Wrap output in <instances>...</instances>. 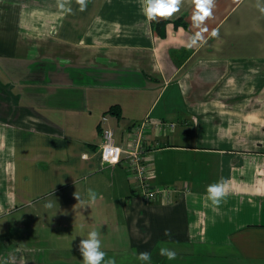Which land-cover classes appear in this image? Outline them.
Masks as SVG:
<instances>
[{"label":"crops","instance_id":"obj_1","mask_svg":"<svg viewBox=\"0 0 264 264\" xmlns=\"http://www.w3.org/2000/svg\"><path fill=\"white\" fill-rule=\"evenodd\" d=\"M66 7L0 0V264H83L77 246L91 230L116 264H142L143 251L150 264H264V16L254 0H215L207 42L192 47L190 0L159 22L142 0ZM145 119L150 183L174 189L171 201L144 196L125 153L100 159L104 125L128 148ZM221 180L229 195L214 210L206 187Z\"/></svg>","mask_w":264,"mask_h":264},{"label":"clouds","instance_id":"obj_2","mask_svg":"<svg viewBox=\"0 0 264 264\" xmlns=\"http://www.w3.org/2000/svg\"><path fill=\"white\" fill-rule=\"evenodd\" d=\"M75 2L79 5L80 11L86 10L88 0H75ZM190 2L194 6L192 27L198 29V31H195L189 38L188 47L207 42L204 34L208 32V28L202 27V25L212 17L215 8V0H190ZM237 2L239 3L240 0H237ZM69 3L70 0H57V5L61 10L71 13L72 8L66 7ZM183 3L184 0H142V12L147 20L159 22L158 18H169L178 13ZM254 7L264 16V0H254ZM211 35L213 37L218 36V32L213 30ZM74 195L77 200L80 199L79 195ZM95 195V192L89 189V196L92 199H95ZM228 195L229 191L222 180L206 187L205 199L211 202L214 210H218L219 205ZM164 235L170 236V230L165 229ZM77 251L82 257L83 264H116L114 258L105 260L106 253L101 250V240L99 239V232L96 230L89 231L86 239L79 240ZM159 255L166 257L168 260H173L177 254L167 247H161ZM137 258L142 264H150L151 253L148 251L139 252Z\"/></svg>","mask_w":264,"mask_h":264},{"label":"built area","instance_id":"obj_3","mask_svg":"<svg viewBox=\"0 0 264 264\" xmlns=\"http://www.w3.org/2000/svg\"><path fill=\"white\" fill-rule=\"evenodd\" d=\"M106 120V116L101 118L102 123H105ZM149 124H151V121L145 119L133 128L130 134L131 139L128 148L118 145L115 141L114 130L110 126L104 125L101 131L103 139L100 159L106 164L114 165L120 161L122 154L125 153L131 175L144 196L150 200H154L160 196L167 201H171L175 192L174 189L168 187H153L150 183L151 165L145 162L143 158V154L146 151L143 133ZM164 125H166L164 122L157 123L160 129Z\"/></svg>","mask_w":264,"mask_h":264}]
</instances>
